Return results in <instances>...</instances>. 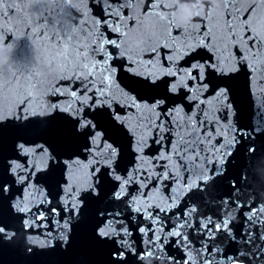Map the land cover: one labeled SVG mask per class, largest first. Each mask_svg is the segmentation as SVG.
Returning a JSON list of instances; mask_svg holds the SVG:
<instances>
[{
    "label": "snow or ice",
    "instance_id": "obj_1",
    "mask_svg": "<svg viewBox=\"0 0 264 264\" xmlns=\"http://www.w3.org/2000/svg\"><path fill=\"white\" fill-rule=\"evenodd\" d=\"M54 6L0 0V51L27 36L46 65L0 67V241L16 223L36 241L29 253L68 248L85 224L103 264H251L236 220L192 225L198 209L185 201L209 183L228 181L230 195L235 162L264 149V123L242 120L246 95L264 121V0L205 3L188 24L177 0H81L83 19L65 22L71 46L43 19ZM241 72L244 94L233 86ZM39 92L50 102L43 131ZM227 203L240 209V237L264 240V201Z\"/></svg>",
    "mask_w": 264,
    "mask_h": 264
},
{
    "label": "water",
    "instance_id": "obj_2",
    "mask_svg": "<svg viewBox=\"0 0 264 264\" xmlns=\"http://www.w3.org/2000/svg\"><path fill=\"white\" fill-rule=\"evenodd\" d=\"M42 0H32L33 4H39ZM81 0H54L55 6L50 12L44 14L43 19L49 24V32L54 37L58 34L61 37V43H67L70 46L77 42V38L71 32V29L65 30V22L69 25L72 22L83 19L79 16V8L77 5ZM207 3V0H205ZM177 20L181 24H188L198 10L202 15L204 12L198 7H192V0H177ZM220 0H218V6ZM188 5V7H185ZM216 6V7H218ZM75 9V10H74ZM11 50L7 54V62L14 63L22 73H31L33 71L43 72L46 68L44 61L41 58L40 52L32 44L27 36H22L15 41H9ZM7 44H0V49L7 48ZM4 63V64H6ZM0 67H3V65ZM233 86L237 92L244 94L245 89V74L241 72L239 76L233 80ZM36 103H43L46 109H50V102L47 99V92L35 93ZM254 99H257L254 96ZM258 103L249 104L245 95V103L243 107L242 120L245 124L256 126L261 121L260 115L257 112ZM31 110V109H30ZM37 118L34 123V130L43 131L47 127V116L45 114H36ZM233 174H237L240 178L239 186L228 192V181L223 183H209L202 189L188 193L185 203L198 211L189 215L190 224L194 225L197 221L206 223L204 217L211 216L216 218L215 214H223L229 218L236 220L237 224L234 227L237 230V235H234L236 245L239 246V251L246 253L251 264H264V258H257L255 254L256 247H261L264 250V240H256L255 236H246L241 238L239 235V222L241 217L238 215L239 207H232L227 202L235 201L238 206L240 204L250 205L253 201H264V149L257 152L255 156L249 157L244 154L235 162ZM204 174H195L190 177L189 187L196 188V180L204 178ZM231 176L229 180H231ZM187 189L180 190V196L183 197ZM251 226H246L244 232H248ZM10 230L15 232L14 239L9 241H0V264H103L104 254L92 240L87 225L81 224L74 229L73 241L68 248L61 246L56 249H40L29 253L26 249L35 245L36 241L30 239L19 224H11ZM187 231V229H186ZM147 239V237H145ZM218 247H227V241L224 244H218ZM230 251H235V246ZM231 255V252L229 253ZM212 255H216L215 250ZM222 259V257H217ZM247 264V262H245Z\"/></svg>",
    "mask_w": 264,
    "mask_h": 264
},
{
    "label": "clouds",
    "instance_id": "obj_3",
    "mask_svg": "<svg viewBox=\"0 0 264 264\" xmlns=\"http://www.w3.org/2000/svg\"><path fill=\"white\" fill-rule=\"evenodd\" d=\"M208 4H211L213 7L218 6V0H207ZM205 5V0H192V7H198L201 11H203ZM185 7H188V5H185ZM7 55L4 54L2 51H0V65L7 62ZM32 111L35 114H43L45 111H50V109H46L44 104L37 103L33 106Z\"/></svg>",
    "mask_w": 264,
    "mask_h": 264
}]
</instances>
